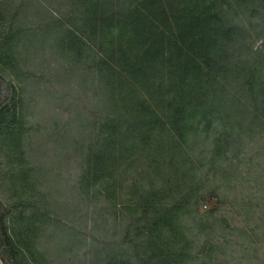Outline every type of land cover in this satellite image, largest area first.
<instances>
[{
    "label": "trees",
    "instance_id": "1",
    "mask_svg": "<svg viewBox=\"0 0 264 264\" xmlns=\"http://www.w3.org/2000/svg\"><path fill=\"white\" fill-rule=\"evenodd\" d=\"M81 1L92 37L88 42L84 32H77L81 35L78 40L93 50L90 59L93 62L85 67L95 65L91 78L103 83L100 91L103 98L97 104L104 103L97 108L98 114L91 124L93 137L80 157L90 163L92 174L88 179L97 184L94 191L105 192L113 209L144 216V227L133 234L135 241L133 237L128 240L136 246L135 264H187L191 260V246L183 230L184 215L193 217L199 225L210 219L205 222L211 233L216 221L220 223L214 217V209L199 211V190L204 181L199 175L201 171L205 169L207 180L217 173L245 180L244 174L251 171L255 160H261L264 167L260 151L248 157L247 152L238 149L239 144L252 142L245 140L246 136L262 139L264 55L244 45L243 63L232 69L243 78L236 84L241 92H232L227 72L216 66L214 60L225 44L214 50L215 42H210L209 37L221 34L224 42L235 41L241 24L225 25L221 19L224 10L240 0H174L173 11L172 3L166 11L164 0H125L121 4L114 0L101 5L93 18L90 14L96 6ZM18 4L35 7L39 3L19 0ZM167 13L170 15L164 16ZM12 30L0 35V63L14 71L10 61L16 66L15 62L32 46V40H26L28 33L23 29ZM42 31L35 33L40 36ZM202 46L205 59L197 54ZM81 51L78 47L74 59L83 63L86 56ZM254 53L259 60L251 59ZM103 64L105 69L101 67ZM15 77L17 84L0 73V153L10 147L20 151L22 144L19 141L24 128L22 107L29 81L18 74ZM81 77L85 82V71ZM201 133L203 143L209 146L205 144L203 148V160L193 154ZM22 157L21 154L14 159L21 163ZM15 167L16 180L11 183L14 187L26 185L33 189L42 176L40 167L29 164ZM1 172L0 185L3 180L11 182L10 172L4 173L5 176ZM254 184L260 185V181L255 180ZM258 194L257 187L255 197L243 198L239 207L254 222L252 231L257 238L256 230L263 229L260 236H264V218L261 210L257 212L264 204ZM8 215L9 209L0 200L1 263L26 264L33 254L29 258L33 264H49L37 247H30L29 251L28 227H20L24 235L18 230L15 235L12 233ZM221 221L224 227L217 231L220 230L223 242H230L227 235L234 229ZM235 231L250 238L251 231L244 227ZM206 241L200 247L209 255L223 243L213 239L212 245H208ZM200 257L196 255L198 260ZM106 258L105 264H133L132 258L121 259L116 255Z\"/></svg>",
    "mask_w": 264,
    "mask_h": 264
},
{
    "label": "rangeland",
    "instance_id": "2",
    "mask_svg": "<svg viewBox=\"0 0 264 264\" xmlns=\"http://www.w3.org/2000/svg\"><path fill=\"white\" fill-rule=\"evenodd\" d=\"M35 1L39 3L35 7H21L19 0H0V35L17 27L28 33L26 40H32V46L15 62L16 66L13 60L10 61L14 71L0 63V73L5 78L17 84L15 74H18L29 81L26 86L28 96L24 97L22 107L24 128L19 137L22 142L20 151L10 147V150L0 153L1 173L10 172L12 177L11 182L3 180L0 185V200L9 209L7 224L14 235L17 230L24 235L21 229L28 227L29 251L30 247H37L50 261L49 264H105L106 257L114 255L121 259L132 258L135 264L133 251H136V246L128 240L133 237L135 241L133 234L137 228L144 227V216L113 209L104 191H94L97 184L93 185V181L91 183L88 179V175L92 174L90 163L83 156L80 158L93 137L91 124L98 114L97 108L101 107L100 104L104 105L102 102L97 104L99 98H103L100 94L103 83L91 78L95 65L85 67L93 62L90 60L93 50L78 40L81 35L77 32H84L88 42L92 37L87 14L81 9L84 5L81 0ZM110 1L114 2L85 0L96 6L93 13L89 11L90 17L93 18L101 5H108ZM116 1L121 4L125 0ZM164 1L166 11L171 3L173 11L174 0ZM224 11L227 14L224 12L221 19L223 24L240 23L243 28L240 27L234 35V42H224L221 34L210 36L209 41L215 42L212 46L214 50L225 44L222 51L214 56L215 65L224 67L231 81L228 87L240 94L241 89L236 84H240L243 78L240 79L232 69L243 63L244 45L264 55V0H240L237 5L231 3L230 8ZM168 15L170 13L164 16ZM41 29L43 31L39 36L35 32ZM78 47L82 50L80 53L86 56L83 63L78 58L74 59ZM23 49L21 45L19 51ZM197 54L203 55V46ZM251 59L259 60V55L254 53ZM101 67L105 69V64ZM84 71L85 82L84 76L81 77ZM202 137L203 133L200 134V142L194 146L193 154L203 160V148L205 144L209 146L203 143ZM259 137L246 136L245 140L252 142L239 144L238 149L247 152L248 157L255 156L258 151L261 156L264 155V129L262 139ZM21 154L23 162L19 163L14 157ZM28 164L41 168L39 182L33 189L26 185L14 187L11 183L16 180L15 171L18 169L15 166ZM204 171L199 174L204 178L199 190V211L204 213L214 209V217L219 218L220 223L216 221L211 233L205 222L209 223L210 219L203 220L199 225L193 217L184 215L183 230L191 246V260L187 264H264V236H260L263 229L256 230L258 238L253 236L254 222L245 216V210L239 208L243 198L255 197L257 187L260 190L258 198L264 204L262 161H254L251 171L244 174L245 180H237L226 173H217L207 180ZM249 180L251 182L247 185L239 184ZM255 180L260 181L261 186L255 185ZM260 210L264 218V206L257 212ZM249 212L257 218L254 212ZM221 219L234 229L227 235L230 242H223L220 230L217 231L224 227ZM240 227L251 231L250 238L235 231ZM213 239L223 242L222 245L219 244L211 255L207 251L203 253L200 244L207 240L206 244L212 245ZM196 255L201 256L199 260ZM31 256L33 254L28 257ZM29 258L26 264H33Z\"/></svg>",
    "mask_w": 264,
    "mask_h": 264
}]
</instances>
